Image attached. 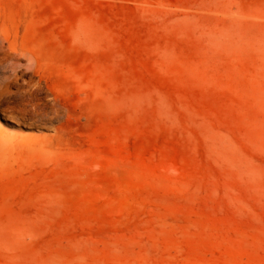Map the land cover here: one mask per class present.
<instances>
[{
  "label": "rangeland",
  "instance_id": "obj_1",
  "mask_svg": "<svg viewBox=\"0 0 264 264\" xmlns=\"http://www.w3.org/2000/svg\"><path fill=\"white\" fill-rule=\"evenodd\" d=\"M0 264H264V0H0Z\"/></svg>",
  "mask_w": 264,
  "mask_h": 264
},
{
  "label": "bare ground",
  "instance_id": "obj_2",
  "mask_svg": "<svg viewBox=\"0 0 264 264\" xmlns=\"http://www.w3.org/2000/svg\"><path fill=\"white\" fill-rule=\"evenodd\" d=\"M4 39L1 37V35H0V43H4Z\"/></svg>",
  "mask_w": 264,
  "mask_h": 264
}]
</instances>
